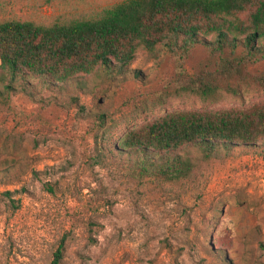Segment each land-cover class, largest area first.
<instances>
[{
	"label": "rangeland",
	"instance_id": "1",
	"mask_svg": "<svg viewBox=\"0 0 264 264\" xmlns=\"http://www.w3.org/2000/svg\"><path fill=\"white\" fill-rule=\"evenodd\" d=\"M123 0H0V21L99 16ZM213 62L205 43L190 74ZM264 73V59L250 67ZM165 46L140 48L124 72L99 68L50 89L19 81L0 100V264H264V144L192 148L184 179L141 176L114 148L131 127L176 109L246 106L264 88L219 100L174 88Z\"/></svg>",
	"mask_w": 264,
	"mask_h": 264
},
{
	"label": "trees",
	"instance_id": "2",
	"mask_svg": "<svg viewBox=\"0 0 264 264\" xmlns=\"http://www.w3.org/2000/svg\"><path fill=\"white\" fill-rule=\"evenodd\" d=\"M209 49L212 67H185L197 43ZM165 46L175 60L174 88L219 100L242 95L243 85L264 88V0H123L97 17L52 24L0 21V100L19 81L44 89L96 72H124L140 48ZM264 144V98L246 106L167 111L128 129L115 143L134 156L141 175L164 181L186 178L195 167L192 148L216 150ZM62 240L50 264H64Z\"/></svg>",
	"mask_w": 264,
	"mask_h": 264
}]
</instances>
